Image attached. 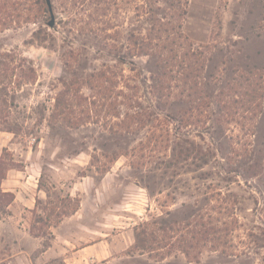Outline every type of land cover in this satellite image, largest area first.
<instances>
[{"label": "rangeland", "instance_id": "rangeland-1", "mask_svg": "<svg viewBox=\"0 0 264 264\" xmlns=\"http://www.w3.org/2000/svg\"><path fill=\"white\" fill-rule=\"evenodd\" d=\"M40 4L0 0V190H42L0 196V264H264V0ZM226 205L229 236L181 238Z\"/></svg>", "mask_w": 264, "mask_h": 264}, {"label": "trees", "instance_id": "trees-1", "mask_svg": "<svg viewBox=\"0 0 264 264\" xmlns=\"http://www.w3.org/2000/svg\"><path fill=\"white\" fill-rule=\"evenodd\" d=\"M41 3L38 7H42L44 12H47V4L45 0H41ZM4 176L1 177V179ZM39 183V187H40ZM48 191V190H46ZM0 196L3 197L5 200L6 205L12 201L14 195L10 191H1L0 190ZM49 199V195L47 193V200ZM38 201V199H37ZM50 201V200H48ZM60 202L64 203L62 204L63 208L61 210H55L54 208L50 209L47 213V217H51L54 215L56 219H60L63 216H69L77 211L79 208L80 200L76 198H72L69 194H66L62 198L60 197ZM224 209L220 210V214L222 213L224 216L217 217L215 215H211L209 213L206 214H198L197 217L195 216L191 221L186 223L185 225L179 227V230H186V236H182V239H185V241L193 240L195 243H198L199 241H215L220 242L222 241L223 236H229L232 231L234 230V226L232 223L236 224L237 218L233 217L231 213L233 212L231 207H228V205L223 206ZM69 208V209H68ZM205 217V218H204ZM230 220V221H227ZM50 221V220H49ZM43 225H47L44 223ZM49 226V223H48ZM165 228V227H163ZM165 230V229H164ZM31 234L34 236H40L44 237L47 234L52 237L51 231L48 230V232L45 231H34V229H30ZM144 233V230L137 231L135 238L136 241L139 242V245L143 246V243L146 241V237H143L142 234ZM151 235L152 232H149ZM50 244L46 243L43 244V247L47 248ZM183 252L187 253L183 250Z\"/></svg>", "mask_w": 264, "mask_h": 264}, {"label": "crops", "instance_id": "crops-1", "mask_svg": "<svg viewBox=\"0 0 264 264\" xmlns=\"http://www.w3.org/2000/svg\"><path fill=\"white\" fill-rule=\"evenodd\" d=\"M19 182V186H20V189H16L14 185H16V183ZM30 182L29 179L26 177L19 180L18 176L17 175H11L10 177H7V178H4L2 181H1V186H2V189L3 190H14L15 192V197H14V200H13V212H17L19 211V209L22 208V210H25L26 208L27 209H30L33 207L34 205V199H35V196L37 193H39L40 189L37 188V184H33L31 182V184L28 186L27 183ZM5 184L6 187H3V185ZM33 185V186H32ZM80 210V208H79ZM77 210L75 212V214L71 215V216H68L67 219H72L75 217V215H77L78 211ZM65 220H62L61 223H64ZM56 239V237H55ZM56 241H55V244L54 246L56 245ZM49 249V248H48ZM48 249H47V252H48ZM79 249H76L73 253H77ZM91 259H94V258H91Z\"/></svg>", "mask_w": 264, "mask_h": 264}, {"label": "water", "instance_id": "water-1", "mask_svg": "<svg viewBox=\"0 0 264 264\" xmlns=\"http://www.w3.org/2000/svg\"><path fill=\"white\" fill-rule=\"evenodd\" d=\"M45 1H46V4H47L49 13H50V20L48 22V25L52 26L53 23H54V16H53V11H52V6H51V0H45Z\"/></svg>", "mask_w": 264, "mask_h": 264}]
</instances>
